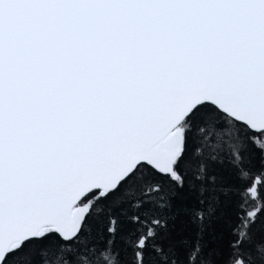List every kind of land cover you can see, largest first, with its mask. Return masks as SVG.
Returning <instances> with one entry per match:
<instances>
[{
  "label": "snow or ice",
  "instance_id": "1",
  "mask_svg": "<svg viewBox=\"0 0 264 264\" xmlns=\"http://www.w3.org/2000/svg\"><path fill=\"white\" fill-rule=\"evenodd\" d=\"M0 264H264V0H0Z\"/></svg>",
  "mask_w": 264,
  "mask_h": 264
}]
</instances>
